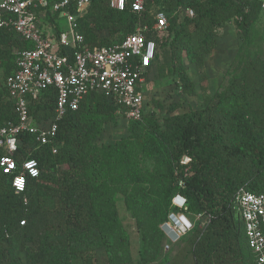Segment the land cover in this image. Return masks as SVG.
Wrapping results in <instances>:
<instances>
[{
	"label": "trees",
	"instance_id": "trees-1",
	"mask_svg": "<svg viewBox=\"0 0 264 264\" xmlns=\"http://www.w3.org/2000/svg\"><path fill=\"white\" fill-rule=\"evenodd\" d=\"M108 1L91 0L78 17L84 42L117 43L146 26L144 36L156 44L152 65L159 49L171 52L178 62L171 73L178 74L180 87L190 90L193 84L182 69L181 53L203 71V57L218 36L216 27L232 21L241 44L228 68L227 84L212 96L204 95L203 108L192 119L173 115L158 130L151 115L142 113L139 120L128 119L126 137L109 145L93 140L118 105L96 92L58 122L56 153L50 144L20 135L13 158L18 165L35 158L39 176L28 178L24 191L15 193L10 177L0 170V264H96L101 247L108 252L104 264H131L117 196L140 234L137 264L158 259L166 238L160 225L183 207L184 213L208 217L190 242L194 264H254L233 198L240 188L264 192V47L255 28L264 19V0H146L139 13L129 6L111 9ZM182 8L193 15L178 21ZM159 10L166 13L168 26L155 31ZM57 17L47 13L52 23ZM100 31L107 35L96 36ZM25 46L12 31L0 30V59L13 61L9 75L15 69L14 48ZM54 104L53 90H46L29 105L30 115L37 121L49 119ZM5 119H15V113L8 100L0 99V120ZM181 197L185 206L178 207Z\"/></svg>",
	"mask_w": 264,
	"mask_h": 264
},
{
	"label": "built area",
	"instance_id": "built-area-1",
	"mask_svg": "<svg viewBox=\"0 0 264 264\" xmlns=\"http://www.w3.org/2000/svg\"><path fill=\"white\" fill-rule=\"evenodd\" d=\"M145 3L146 0L108 1L111 9L122 11L129 6L137 13L145 10ZM90 4L91 0H0V30L12 31L17 40L26 44L15 48V69L5 80L6 100L13 106L15 119L0 120V162L15 165L6 173L7 164L0 163V170L10 177L15 193L24 191L28 178L39 176L35 158L24 159L19 165L13 158L20 135H31L36 144H50L51 152L56 153L58 122L68 111L78 109L87 94L99 93L123 109L127 119H141L143 88L156 44L144 36L146 26H138L117 43L86 44L77 19L87 12ZM261 11L264 16V1ZM48 12L57 13L55 23L47 19ZM184 13L188 17L193 15L189 8ZM60 18L66 20L67 29L59 28ZM167 26L166 13L157 11L152 29L162 31ZM49 89L55 97L53 114L49 119L37 121L30 115L29 105ZM29 164L31 168L27 167ZM21 177L22 186L16 184ZM233 205L242 221L254 264H264V192L252 193L240 188L234 195ZM160 228L166 237L167 249L187 234L193 223L184 214L171 212Z\"/></svg>",
	"mask_w": 264,
	"mask_h": 264
},
{
	"label": "rangeland",
	"instance_id": "rangeland-1",
	"mask_svg": "<svg viewBox=\"0 0 264 264\" xmlns=\"http://www.w3.org/2000/svg\"><path fill=\"white\" fill-rule=\"evenodd\" d=\"M189 1L183 0L185 4ZM177 14L178 21H180L185 16L184 8L179 10ZM58 26L61 30L67 29L66 20L60 18ZM255 28L257 31L256 36H259L264 43V19L262 17L256 23ZM190 30H192V27H190ZM216 32L218 36L215 45L203 57V71L195 63L184 57L183 52L181 53L182 69L193 84L192 90L184 88V86L180 87L181 81L178 74L171 73L173 68L178 67V62L171 58V52L159 49L158 60L148 72L143 88V113H146L147 116L151 115L153 123L158 130L165 129L164 120L173 115L183 116L185 121L192 119L203 108L204 95L212 96L214 93L221 91L227 84L229 78L228 68L241 44V35L236 31L232 21L216 27ZM105 33V31H100L96 33V36L107 35ZM8 60L0 59V99H6L7 97L5 94L6 88H4L5 80L13 66V61L9 62ZM121 110L123 109H117L114 118L104 125L101 134L93 140L97 145L113 144L115 141L127 136L128 119ZM181 162L187 163L188 159L182 156ZM148 166V169L151 170L152 164ZM177 202L178 207L185 206L183 197L179 198ZM116 205L130 242L131 257L134 261L131 264H137V252L141 245L140 234L136 229L134 220L130 217L129 212L125 209L122 200L118 196L116 197ZM183 208H178L174 213L184 214L191 220L194 229L185 235L194 237L193 234L201 232L205 227L208 217L200 213H184ZM165 240L161 245L159 255L164 256L161 263H166L169 257L177 250V247L172 246L166 249L164 247L166 244ZM107 259L108 252L104 248L101 247L96 250V264H104Z\"/></svg>",
	"mask_w": 264,
	"mask_h": 264
},
{
	"label": "crops",
	"instance_id": "crops-1",
	"mask_svg": "<svg viewBox=\"0 0 264 264\" xmlns=\"http://www.w3.org/2000/svg\"><path fill=\"white\" fill-rule=\"evenodd\" d=\"M6 99H2V100H6ZM182 237L176 243L170 244V246L172 247H177V250L169 257V260L166 263H161V260H163L164 256H159L158 259L155 260V262L153 263H156V264H194L193 257L191 256V253H190V249H191L190 242L192 240V236L184 235V237L183 238Z\"/></svg>",
	"mask_w": 264,
	"mask_h": 264
},
{
	"label": "snow or ice",
	"instance_id": "snow-or-ice-1",
	"mask_svg": "<svg viewBox=\"0 0 264 264\" xmlns=\"http://www.w3.org/2000/svg\"><path fill=\"white\" fill-rule=\"evenodd\" d=\"M0 163H5V164H7V167L4 168V171H5L6 173L9 171L10 168H12V167L15 166L14 164H12V163H10V162H8V161H3V162H0ZM27 167L31 168L32 165L29 164V165H27ZM23 183H24V180H23L22 177H21V178H18V179L16 180V184H17V185L22 186Z\"/></svg>",
	"mask_w": 264,
	"mask_h": 264
},
{
	"label": "clouds",
	"instance_id": "clouds-1",
	"mask_svg": "<svg viewBox=\"0 0 264 264\" xmlns=\"http://www.w3.org/2000/svg\"><path fill=\"white\" fill-rule=\"evenodd\" d=\"M33 175H35V173H33Z\"/></svg>",
	"mask_w": 264,
	"mask_h": 264
}]
</instances>
